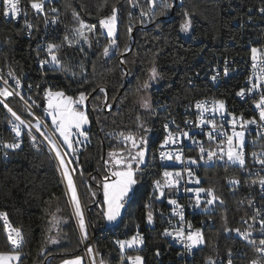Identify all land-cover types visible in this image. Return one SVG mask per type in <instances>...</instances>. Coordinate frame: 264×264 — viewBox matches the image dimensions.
<instances>
[{
    "label": "trees",
    "instance_id": "obj_1",
    "mask_svg": "<svg viewBox=\"0 0 264 264\" xmlns=\"http://www.w3.org/2000/svg\"><path fill=\"white\" fill-rule=\"evenodd\" d=\"M138 1L141 7L154 11V23L149 27H142L136 14L129 17L130 0H60L61 11L52 28H47V17L31 7L32 0H19L21 15L16 22L3 15L0 3V78L14 91L6 97L10 105L36 128L40 117L62 144L50 115L46 117L43 92L63 91L76 99L83 91L89 98L86 111L90 125L84 130L88 141L79 149L75 144V152L62 144L74 170L89 228L90 235L84 240L80 216L75 213L76 202L71 199L59 160L43 139L45 135L50 137L47 127L40 124L38 130L43 137L33 129H20L21 139L17 140L11 129L15 117L0 103V144H20L18 148H6L9 158H3L0 152V212L5 211L24 236L22 246L15 249L20 253L17 264H60L86 255V247H91L90 237L101 264H123L127 257L138 254L144 264H159V256L161 264H179L177 248L165 236L166 225L160 214L165 204L153 189V182L162 173L158 149L164 122L181 114L197 98L225 96L233 101L235 90L227 89L228 86H190L188 79L216 54L231 57L249 51L244 45L246 38L257 36L264 29V16L259 13L264 0H179L175 5L174 0ZM113 6L120 18L116 46L113 53L104 56L103 49L110 38L101 30L100 19L112 15ZM173 10L170 18L163 17ZM75 12L96 27L90 43L73 34ZM187 19L191 25L183 31L181 24ZM131 26L137 27L134 44ZM44 33L47 41L58 46L55 53L60 64L41 68L37 60ZM130 46L132 49L126 53ZM153 67L157 78L149 85ZM17 78L22 87H17ZM5 87L0 81V88ZM146 91L151 104L142 110L140 98ZM123 134L146 135L148 158L136 172L140 189L127 199L119 223L109 227L103 190L104 177L108 176L104 144L107 157L108 151L125 148L118 141ZM232 174L227 166L204 169L205 185L218 200L211 212L214 222L205 229V242L199 248L201 259L226 255L246 246L247 242L235 231L251 214L247 202L233 193L227 183ZM139 232L145 237L139 248H127L122 253L115 245L116 240L129 239ZM51 239L57 243H51ZM245 250L251 251L250 247ZM15 251L0 219V253ZM250 258L246 255L239 262L249 264Z\"/></svg>",
    "mask_w": 264,
    "mask_h": 264
},
{
    "label": "built area",
    "instance_id": "obj_2",
    "mask_svg": "<svg viewBox=\"0 0 264 264\" xmlns=\"http://www.w3.org/2000/svg\"><path fill=\"white\" fill-rule=\"evenodd\" d=\"M149 1L161 2L162 0ZM1 2L2 0H0V3ZM37 2H39V0H37ZM53 9L56 11H52ZM130 9L129 17L136 14L140 22L139 24H141L142 27H149L154 23V11L141 7L138 0H130ZM60 11V0H43V11L35 10L37 14L47 17V28H52L57 24ZM259 13L264 16V12L259 10ZM20 15L21 8L19 15L16 17L9 15L7 18L16 22L19 20ZM110 16L111 15H106L101 19ZM171 16V13H169L163 17L170 18ZM117 20H120L118 14ZM247 21L250 22V20ZM131 27L133 29V26ZM136 28L137 27L133 29L134 32ZM46 37V33L42 34L40 45L42 53L37 60V64L41 68H45L52 64L48 62L51 60V57L48 55L47 46L53 43L47 41ZM244 45L249 50L245 55L229 57L216 54L212 61L205 67L197 70L188 79V84L190 86H194L198 83L210 84L214 89L228 86L227 89L235 90L232 102L225 96L197 98L189 105H186L181 111V114L169 118L164 122L163 138L158 149L162 173L160 177L153 182V189L157 193L158 198L165 204L160 214L166 225L165 230L167 229L168 232L171 233L170 235L165 234V236L177 248V260L179 264H229V260H231V264H243L241 261L239 262V259L245 258L246 255H250L251 257L249 264H254V262L255 264H264V254H261L259 251L261 247L260 241L264 240L262 236L264 233L261 232L260 225V221L264 219V188H262L260 183L261 180H264V164L260 163V161L264 160V122L260 120V109L256 107L261 100V96L264 95V82L258 81L257 79L261 69H264V29L257 36H248L244 41ZM253 48L257 49L255 61L253 60ZM41 61H44V63L42 64ZM1 82L5 84L2 79ZM253 83H260L262 86L249 92L248 89L252 87ZM5 85L9 87L7 84ZM242 89L244 90V95H239ZM49 90L51 89L43 92L46 117L49 116L50 112L47 95ZM12 92L14 91L12 90ZM223 92L224 90L220 92V95L223 94ZM0 100L3 104H7L13 112L17 113L16 116L20 118V121L30 124L10 105L5 97H0ZM220 101L224 103V108L222 110L219 108ZM197 104L202 105V107L198 108ZM205 108L207 111H204ZM5 109L7 110V108ZM7 112L9 111L7 110ZM39 119L42 120L40 117ZM253 120H255V123H247ZM20 121L16 120L15 117L11 129L13 130L14 125H18L19 129H26L22 125L25 123L21 124ZM201 121H203V123ZM30 126L42 136L31 124ZM184 133H187V135H183ZM234 133H242L243 135L242 137L236 136ZM229 136L233 137L232 151H242L243 153V166L238 162L233 163L227 159V137ZM170 137L171 139H169ZM16 138L20 140L21 135L19 137L16 136ZM166 140L169 141L167 144H165ZM173 140L175 143L172 142ZM241 140L243 141L242 147ZM221 147L223 148V153H221ZM201 148L204 149V152H201ZM209 151L216 153L211 160H209L207 155ZM0 152L3 158H9V150L6 149L4 144H0ZM161 152L172 154L173 156L179 154L182 159L176 160L166 157L162 159ZM254 153L255 155H253ZM221 154H223L224 159H220ZM193 160L195 163H192ZM226 166L230 167L234 173L228 178L227 183L233 190V193H237L243 197V200L248 204V209H250L251 215L244 217L242 220V227L237 228L239 232L235 231L236 234L247 243L246 246L231 250L226 255L201 259V257H199V248L205 242V229L214 222V217L211 212L218 199L216 198L211 205L207 204V200L213 197L208 195L207 191H205L199 194V203H197V196L194 190L197 188L209 190L205 185L204 169L206 167ZM106 168L108 170V177L112 178L111 173L114 169L107 164ZM189 170L192 172L191 176L188 175ZM166 171L181 173L179 182L177 184H170V181L175 180L176 177L172 176L166 178L164 176ZM156 181H160L161 186L159 189L155 185ZM189 189L192 191H189ZM161 191L164 193L163 196H161ZM213 196L215 195L213 194ZM171 200H175L177 203L173 205L170 203ZM180 212L183 213L182 219L181 216L178 215ZM0 213L6 212L1 211ZM0 219L5 227L7 235L11 232V234L15 236V233L11 230H20L12 223L7 213L6 218L0 216ZM181 228L184 230L185 236L189 231L195 233L196 230H200L203 243L189 250L185 243L175 235ZM253 230H256V232ZM244 232L250 233L247 239L240 234ZM136 236L142 237L143 243L141 245H143L145 243L144 235L139 232ZM257 236H259V240H257ZM22 237L24 241L23 234ZM82 240H84L83 234ZM90 241L91 250L87 247L85 250L86 264H99L100 261L91 237ZM118 241L120 240L115 241V245L120 249L117 243ZM22 244L18 248H20ZM11 247L14 248L12 244ZM247 247H250V253L248 250H245ZM126 250L127 248L124 251L120 249L122 253H125ZM159 259V264H161L162 258L160 256ZM123 264H131V262L125 259Z\"/></svg>",
    "mask_w": 264,
    "mask_h": 264
},
{
    "label": "snow or ice",
    "instance_id": "obj_3",
    "mask_svg": "<svg viewBox=\"0 0 264 264\" xmlns=\"http://www.w3.org/2000/svg\"><path fill=\"white\" fill-rule=\"evenodd\" d=\"M3 3V15L8 17L11 15L12 17H16L17 15L20 14V8H19V0H2ZM31 7L37 11H43V0H32L31 2ZM52 11H56L53 9ZM261 12H264V8L260 9ZM146 14V13H145ZM74 17L77 19L78 14L74 13ZM187 16L188 14L185 13ZM100 24L103 26V28L107 29L108 35L110 37L114 36V32L116 30V24H117V14H116V9L115 6H113V11L112 15L107 18H103L100 20ZM191 25L190 19L185 20L184 23L181 24V30L187 31ZM28 28H31V24L26 25ZM80 29H87L88 31L94 30V26H88L86 25L83 21H80ZM77 34L81 37H84V32L81 30H77ZM87 39V37H84ZM110 46L114 47L116 46V41L113 38L111 40V45H106L103 49V55L107 56L109 54V48ZM55 50H58V46L54 44H48L47 46V52L48 55L51 57V60L48 61L50 63L54 64H60V60L58 57L55 55ZM253 60L255 61V53L257 52V49L253 48ZM43 64L44 61H41ZM75 75V73H73ZM151 78H155L157 76V71L156 68L153 67L151 69ZM10 76L14 77L13 73H9ZM258 81L264 82V69H261L260 75L257 78ZM17 87L20 86L21 82L17 78L15 80ZM5 84H7V81H5ZM262 85L260 83H253L252 87L248 89L249 92L254 91L256 88L261 87ZM144 88L148 87V84L145 83L143 85ZM96 89H93L95 91ZM101 92H104V88L99 89ZM13 92L9 91L7 87L5 88H0V97H9L12 96ZM48 95V107L51 109L49 112V115L52 117V124L54 125L55 131L59 133V136L63 138L62 143L67 145V147L72 148V140H70V137L73 136V132H75V135H84L86 137V133L82 131L83 125H86L89 123L88 117L85 111L80 110L81 106L84 105L85 101L88 99V95H86L85 92L81 91L79 93V97L74 99L71 96H66L63 91L59 92H52L49 90L47 92ZM239 95H244V90L242 89ZM2 103V101H0ZM145 107H149V104L147 101L144 102ZM4 107L7 108V110L12 113L14 117H16V120L20 121V118L16 116V113L12 111L10 107H8L7 104H4ZM198 108H201L202 105L197 104ZM257 108L260 109L259 112V117L262 122H264V95L261 96L260 102L256 105ZM219 108L222 110L224 108V103L223 101L219 102ZM204 111H207L205 108ZM203 123V121H201ZM20 123H24L23 121H20ZM247 123H255V120L253 121H248ZM41 125L38 123L37 124V129H39ZM13 130L16 132L17 137L20 136V129L18 125H14ZM183 135H187V133H184ZM236 136H241L242 133H234ZM33 141H35V137L33 136ZM57 137H49L47 135L44 136V140L48 142V144L51 146L50 150L55 152V156L59 160V165L63 170V175L67 177V185L68 188L72 192V199L76 202V213L80 216V227L81 229H84V220H83V214L80 210V204L79 200L77 199L76 196V189L74 187L73 179L72 176L69 174V169L66 166V162L64 159V155H62L60 151V145L56 143ZM126 139L132 141V147L133 149H136L135 155H127L124 156L123 154H120V158L116 159L114 161V165L119 169L116 171H113L111 173V179L108 176L104 177V183H103V190H104V199L107 204V212L105 215L107 216V219L109 221H114L117 219V217L120 215V209L123 207V199L127 196L129 193V190L131 189L132 185L136 183V180L134 179L135 175V170H134V164L136 168L139 167L140 164L144 162L145 155H146V141L141 139L139 145L137 144L136 140L134 137L129 136ZM171 139V137L169 138ZM169 141H165V144H167ZM175 143V141H172ZM227 143H228V152H227V159L229 161H232L233 163L238 162L241 166L244 165V158H243V153L242 151H236L233 152V137L229 136L227 137ZM243 141L241 140V147H242ZM6 148H18L20 147L19 143L15 144H5L4 145ZM73 152H75V149H73ZM201 152H204V149L201 148ZM221 153H223V148L221 147ZM116 155L115 153H109V156L112 157ZM209 160H211L216 153H213L209 151L207 153ZM255 155V153L253 154ZM168 158V159H176V160H181L182 157L179 154H176L173 156L172 154H166L164 152H161V158ZM220 159H224L223 154L220 155ZM108 163V162H106ZM192 163H195L193 160ZM261 164H264V160L260 161ZM74 171V170H73ZM188 175L191 176L192 172L189 170ZM164 176L167 177H172L175 176L176 179L170 181V184H177L179 182V178L181 177V173H171V172H165ZM238 183V181H237ZM262 188H264V180L260 181ZM156 187L159 189L160 188V181L155 182ZM189 191H192L189 189ZM197 196V203H199V194L201 192L207 191L208 195L212 196V199L207 200V204L211 205L213 204L214 200L216 199L215 196H213L212 190H205V189H200L197 188L194 190ZM164 193L161 191V196H163ZM171 204L175 205L177 202L175 200L170 201ZM178 215L181 216V219L183 218V213L180 212ZM0 216H4L6 218V213H0ZM152 216L149 214V221L151 222ZM261 225V232L264 233V219L260 221ZM12 232L15 233V236L11 234V232L8 235V239L11 242V244L14 246V251L16 248H18L22 242H23V237L18 229H12ZM239 232V230H236ZM166 235H170L171 233L168 232V230H165ZM241 235L244 236L245 239H247L250 236V233L244 232L240 233ZM181 241H183L186 245V247L191 250L193 247L203 243V237L200 232V230H196L195 233L189 231L187 235L185 236L184 230L181 228L179 231L176 232L175 234ZM85 237H86V232H85ZM51 243H57L55 239L50 240ZM119 244V247L121 251H124L125 248H132L136 245L142 244L143 239L142 237L139 236H133L130 240H122L117 242ZM260 249L259 251L261 254H264V240L260 241ZM15 259L19 260L20 259V253L18 251H15V255L9 254V253H0V264H10V262ZM127 259L131 262V264H140L141 262V257L140 256H135V257H127ZM62 264H81L80 258L77 257L75 259H69V260H64ZM229 264H231V260H229ZM255 264V262H254Z\"/></svg>",
    "mask_w": 264,
    "mask_h": 264
},
{
    "label": "rangeland",
    "instance_id": "obj_4",
    "mask_svg": "<svg viewBox=\"0 0 264 264\" xmlns=\"http://www.w3.org/2000/svg\"><path fill=\"white\" fill-rule=\"evenodd\" d=\"M76 14H78V19L75 17V21H76V23H75V25H74V27H72L71 29H72V31H73V34H76L79 38H80V40L81 41H86V42H88V43H90V36H91V34L92 33H94L95 32V29H96V27L91 23V22H89L87 19H85L83 16H81V14H79V12H75ZM80 21H83L86 25H88V26H94V30H92V31H88L87 29H80ZM117 24H118V20H117ZM117 24H116V30H115V32H114V36L113 37H110L109 35H108V31H107V29H105V28H103V26L101 25V30L103 31V33L104 34H106L109 38H110V43H109V45H111V40L114 38L115 39V37H116V34H117ZM77 30H81V31H83L84 32V37H87V39H85L84 37H81V36H79L78 34H77ZM116 41V40H115ZM115 51V46L114 47H112V46H110V48H109V54L108 55H110L111 53H113ZM55 55H56V53H55ZM57 56V55H56ZM53 65H56V64H54V63H52ZM156 78H157V76L153 79V78H151V80H150V83H149V85L151 84V82H155L156 81ZM0 81H1V78H0ZM7 87V86H6ZM19 87H22V85L20 84V86ZM8 88V90L9 91H12L9 87H7ZM146 89V88H145ZM55 92H59V91H55ZM65 95L66 96H69V95H67L66 93H65ZM145 101H147L148 102V104H149V107H150V104H151V96H150V94H149V92H144L143 94H142V96H141V98H140V105H141V109L142 110H146V109H148L149 107H145L144 106V102ZM80 110H82V111H85L86 112V114H87V111H86V101H85V103H84V105L83 106H81V109ZM50 111H51V109H50ZM17 114V113H16ZM87 117H88V115H87ZM50 118H51V120H52V117H51V115H50ZM88 121H89V123L88 124H86V125H83V128H82V131L84 132V130L87 128V127H89V125H90V120H89V117H88ZM25 123V122H24ZM30 123V122H29ZM31 124V123H30ZM30 124H27V123H25V124H22L27 130H30V129H33L31 126H30ZM39 124H41V125H44L45 126V124H44V122L42 121V120H40L39 119ZM36 130H38L35 126H34V124H31ZM37 126V125H36ZM54 126V125H53ZM47 127V126H46ZM34 130V129H33ZM39 131V130H38ZM47 131H48V133H49V135H50V137H56V135L54 134V133H52L51 134V132L48 130V128H47ZM37 132V131H36ZM38 133V132H37ZM57 133V135L59 136V133L58 132H56ZM129 136H132V137H134L135 138V140H136V142H137V144L139 145V143H140V141H141V139H143V140H145L146 141V145H145V147H146V155H145V159H144V162L142 163V164H140L139 165V167L138 168H136V166H135V164H134V170L136 171V172H140V170H141V168H142V166L147 162V158H148V141H147V137H146V135H134V134H123V135H121L119 138H118V141L121 143V144H124L125 145V148H123V149H120V150H111V151H108V153H107V157H106V159H107V161H108V163H107V165L108 166H110V167H112V168H115L116 170H118V168L114 165V161L116 160V159H119L120 158V154H123L124 156H127V155H129V154H131V155H135V152H136V149H133V147H132V141L131 140H128V139H126L127 137H129ZM87 137V136H86ZM59 138H60V140H61V142H62V140H63V138L62 137H60L59 136ZM44 139V138H43ZM70 140H72V148H69V147H67V145H65V144H63L64 145V147L66 148V149H68L70 152H73V149H75V143L77 144V146H78V149L79 148H81L82 147V145L83 144H85V142L87 141V138H85V136L84 135H75V132H73V136L72 137H70ZM56 143H58L59 145H60V151H61V153H62V155H64L65 153H66V155H64V159H65V162H66V166L68 167V169H69V174L72 176V179H73V183H74V187H75V189H76V196H77V199L79 200V204H80V210H81V212H82V214H83V220H84V229H81V231H83L82 233H83V236L85 237V232H86V235L88 234L89 235V228H88V225H87V220H86V217H85V213H84V210H83V208H82V205H81V201H80V198H79V194H78V190H77V185H76V183H75V180H74V177H73V172H72V168H71V165H70V162H69V159H68V155H67V152L65 151V149H64V147L62 146V144L59 142V140L57 139L56 140ZM49 145V144H48ZM49 147H51V146H49ZM52 151V150H51ZM109 153H115L116 155H114V156H112V157H110L109 156ZM106 166V165H105ZM115 171V170H114ZM65 177V176H64ZM65 179H66V181H67V177H65ZM138 180V181H137ZM136 180V183H135V190H134V193H135V191L136 190H138V189H140V187H141V180L140 179H137ZM70 190V189H69ZM71 191V190H70ZM72 193V192H71ZM72 197V196H71ZM72 199V198H71ZM73 200V199H72ZM74 201V200H73ZM76 213V212H75ZM150 222V221H149ZM119 222H117V223H111V224H108V226L109 227H115L117 224H118ZM150 223H152V219H151V222ZM79 225H80V222H79ZM253 231H255L256 232V230H253ZM135 236V235H134ZM133 237V236H132ZM131 237V238H132ZM131 238H129V239H123V240H130ZM122 241V240H121ZM202 244V243H201ZM200 245V244H199ZM141 246V244H139V245H136V246H134V247H132V248H130V249H136V248H139ZM91 248V247H90ZM89 248V249H90ZM126 249V248H125ZM91 250V249H90ZM9 254H12V255H15V252H8ZM136 256H140L142 259H141V262H140V264H144V261H143V257H142V255L141 254H138V255H136ZM133 257V256H132ZM17 263V260H15V259H13L11 262H10V264H16ZM96 264H98V263H96ZM99 264H101L100 262H99Z\"/></svg>",
    "mask_w": 264,
    "mask_h": 264
},
{
    "label": "crops",
    "instance_id": "obj_5",
    "mask_svg": "<svg viewBox=\"0 0 264 264\" xmlns=\"http://www.w3.org/2000/svg\"><path fill=\"white\" fill-rule=\"evenodd\" d=\"M85 138H87V137H85ZM87 141H88V139H87ZM86 141V142H87ZM76 144V143H75ZM114 170L116 171V169L114 168ZM119 170V169H118ZM134 179L136 180V171H135V175H134ZM134 189H135V184L134 185H132V187H131V189L129 190V193L127 194V196L123 199V201H122V203H123V207L120 209V215L117 217V219L116 220H114V221H109L108 219H107V224H113V223H117V222H119L120 221V218H121V216H122V214H123V212H124V209H125V206H126V202H127V199L130 197V195L134 192ZM106 212H107V204H106ZM77 257H79L80 258V262H81V264H85V262H86V257H85V255L84 254H81V255H77V256H75V257H72V258H68V259H66V260H69V259H75V258H77ZM19 260H17V262H18ZM17 264V263H16ZM60 264H62V262L60 263Z\"/></svg>",
    "mask_w": 264,
    "mask_h": 264
},
{
    "label": "water",
    "instance_id": "obj_6",
    "mask_svg": "<svg viewBox=\"0 0 264 264\" xmlns=\"http://www.w3.org/2000/svg\"><path fill=\"white\" fill-rule=\"evenodd\" d=\"M179 0H174V5L178 2ZM174 13V10L172 11V13H171V15ZM133 37H132V44H134V42H135V32H133V35H132ZM132 49V46H130L129 47V49H128V51L126 52V53H128L130 50ZM121 59H122V56H121ZM127 73H128V71H127ZM88 100H89V98L86 100L87 102H88ZM106 107L108 108V109H110V107L108 106V101L106 102ZM44 122V121H43ZM45 124V123H44ZM45 126H46V124H45ZM48 128V127H47ZM48 130L51 132V134L53 133L49 128H48ZM43 137V136H42ZM44 138V137H43ZM46 141V140H45ZM46 143L48 144V142L46 141ZM50 146V145H49ZM51 148V147H50ZM106 151H107V149H106V146H105V144H104V151H103V160H104V162H105V164H107L106 162H108L107 161V159H106ZM53 152V154H54V151H52ZM114 169V168H113ZM61 172H62V170H61ZM73 172V171H72ZM63 174V173H62ZM73 175H74V172H73ZM63 177H64V175H63ZM111 179V178H110ZM46 264V263H45Z\"/></svg>",
    "mask_w": 264,
    "mask_h": 264
},
{
    "label": "bare ground",
    "instance_id": "obj_7",
    "mask_svg": "<svg viewBox=\"0 0 264 264\" xmlns=\"http://www.w3.org/2000/svg\"><path fill=\"white\" fill-rule=\"evenodd\" d=\"M54 154H55V152H54ZM57 158V157H56ZM58 159V158H57ZM58 163H59V161H58ZM62 170V169H61ZM62 173H63V171H62Z\"/></svg>",
    "mask_w": 264,
    "mask_h": 264
}]
</instances>
